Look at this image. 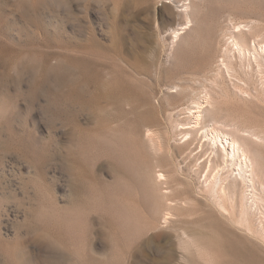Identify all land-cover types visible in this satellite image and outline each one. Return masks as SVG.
Returning a JSON list of instances; mask_svg holds the SVG:
<instances>
[{
  "label": "rangeland",
  "instance_id": "374dc122",
  "mask_svg": "<svg viewBox=\"0 0 264 264\" xmlns=\"http://www.w3.org/2000/svg\"><path fill=\"white\" fill-rule=\"evenodd\" d=\"M187 2L0 0V264H264L258 214L210 196L181 134L207 89L264 137V0H191L172 42Z\"/></svg>",
  "mask_w": 264,
  "mask_h": 264
},
{
  "label": "bare ground",
  "instance_id": "6f19581e",
  "mask_svg": "<svg viewBox=\"0 0 264 264\" xmlns=\"http://www.w3.org/2000/svg\"><path fill=\"white\" fill-rule=\"evenodd\" d=\"M187 1V3L182 5L184 7L182 11L187 20L186 24L172 31V42H177L187 29V25L193 22V19L188 14L187 6L191 0ZM240 31L241 29L239 28L235 32ZM229 43L235 47L239 55H244L246 51L248 52L245 41L240 40L235 34L230 35ZM252 49L255 60L257 55L264 53V46L259 45V43L252 42ZM230 71H232L230 65L224 59L221 60L218 72L211 80V84L217 82L221 78L222 73L230 76ZM239 93L241 94L240 91ZM213 103L211 94L205 89L204 95L196 99L190 108L187 109V114L192 117L193 123L192 126L182 128L181 134L186 137V145H194L196 141H201V148L204 146L210 150L207 156L209 173H207V180L204 181L205 188L208 187L210 189V196L219 199L227 198L229 201L233 200L234 202L238 199L241 209L248 210L252 214H258L255 220L256 227L264 235V169L259 164V160L262 161L264 159L261 154V148H264V137L250 128L230 127L219 124L215 120ZM150 143L156 152L160 151V145L155 140L150 139ZM229 168H231L230 174L222 180L216 175L210 177V174L216 169H218V172L219 169L222 172L226 170L224 171L226 173ZM165 180V176L162 173L155 176V181L158 185H163ZM217 188L219 191L216 190ZM173 205L171 203L168 204L167 213L163 214L161 218V225L166 226L169 224L173 216L170 208Z\"/></svg>",
  "mask_w": 264,
  "mask_h": 264
}]
</instances>
